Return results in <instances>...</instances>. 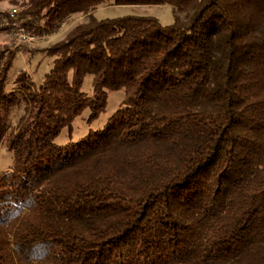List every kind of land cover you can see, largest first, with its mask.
Segmentation results:
<instances>
[{
    "label": "trees",
    "instance_id": "trees-1",
    "mask_svg": "<svg viewBox=\"0 0 264 264\" xmlns=\"http://www.w3.org/2000/svg\"><path fill=\"white\" fill-rule=\"evenodd\" d=\"M4 2L37 36L88 19L38 87L22 72L8 91L0 64V264H264V0ZM105 6L174 21L92 15ZM117 91L102 129L56 143Z\"/></svg>",
    "mask_w": 264,
    "mask_h": 264
},
{
    "label": "rangeland",
    "instance_id": "rangeland-1",
    "mask_svg": "<svg viewBox=\"0 0 264 264\" xmlns=\"http://www.w3.org/2000/svg\"><path fill=\"white\" fill-rule=\"evenodd\" d=\"M17 7L10 5L7 2L0 4V42L7 43L13 35L11 28L6 24L11 9ZM92 15L98 20L114 19L129 15L151 16L156 18L162 26H170L174 21V15L169 6H135V7H114L105 6L96 9ZM88 16L81 14L73 15L61 25V27L52 35L39 36L40 42L36 47H28L26 45L5 46L0 48V64L9 61L13 58L12 66L9 71L7 90L11 91L15 88L14 80L19 73H26L34 82L35 86H39L44 76L50 71L54 58L48 56L46 51L58 42L63 41L67 34L76 26L86 23ZM17 22L21 25L20 21ZM83 92L88 96L92 94V76L85 77L83 84ZM124 99V92H111L108 95L107 106L104 113H102L97 120L92 124L86 123L88 111L83 112L82 116L75 120L74 128L71 135L64 131L56 140L58 145H65L70 141H77L84 137L89 131H96L102 129ZM24 114V107L20 106L14 108L10 115L11 131L14 130L18 119ZM12 165V154L6 149V141H4L0 148V173L6 172Z\"/></svg>",
    "mask_w": 264,
    "mask_h": 264
},
{
    "label": "built area",
    "instance_id": "built-area-1",
    "mask_svg": "<svg viewBox=\"0 0 264 264\" xmlns=\"http://www.w3.org/2000/svg\"><path fill=\"white\" fill-rule=\"evenodd\" d=\"M18 12L11 9L6 19V24L11 28L13 35L7 43L0 42V48L5 46L14 45H26L28 47H36L40 42V37L31 33L25 27L21 26L17 22Z\"/></svg>",
    "mask_w": 264,
    "mask_h": 264
}]
</instances>
